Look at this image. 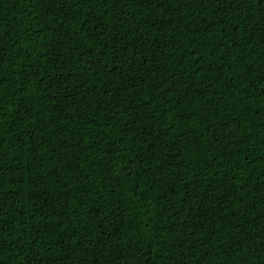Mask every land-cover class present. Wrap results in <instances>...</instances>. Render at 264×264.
I'll return each mask as SVG.
<instances>
[{
	"label": "trees",
	"instance_id": "obj_1",
	"mask_svg": "<svg viewBox=\"0 0 264 264\" xmlns=\"http://www.w3.org/2000/svg\"><path fill=\"white\" fill-rule=\"evenodd\" d=\"M0 264H264V0H0Z\"/></svg>",
	"mask_w": 264,
	"mask_h": 264
}]
</instances>
